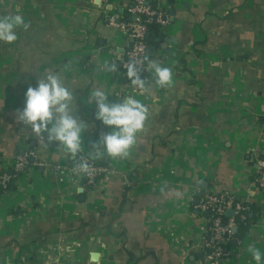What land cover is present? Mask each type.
<instances>
[{"label": "crops", "instance_id": "crops-1", "mask_svg": "<svg viewBox=\"0 0 264 264\" xmlns=\"http://www.w3.org/2000/svg\"><path fill=\"white\" fill-rule=\"evenodd\" d=\"M131 3L0 0V18L24 19L15 41L0 40V172L35 153L0 192V264H256L250 249L264 254V189L253 186L255 157L264 155V0H158L168 23L149 34L158 46L147 45L154 51L145 58L169 67L173 82L158 85L144 62V89L122 71ZM48 74L73 92L85 122L76 157L18 118L27 87ZM97 89L109 103L132 97L148 108L127 156L103 153L99 140L111 129L95 118ZM82 155L113 174L87 184L72 169ZM211 191L259 212L218 262L195 247L206 225L196 206Z\"/></svg>", "mask_w": 264, "mask_h": 264}, {"label": "clouds", "instance_id": "clouds-1", "mask_svg": "<svg viewBox=\"0 0 264 264\" xmlns=\"http://www.w3.org/2000/svg\"><path fill=\"white\" fill-rule=\"evenodd\" d=\"M23 23L24 19L20 15L0 18V40L8 43L15 41L17 35L14 28ZM145 63L149 71L155 74L158 85L167 87L172 84L173 73L169 67L148 61L147 58ZM109 70L115 72L117 65L111 64ZM140 73L141 65L135 61L129 62L127 78L132 85L144 89L145 81ZM92 98L97 108L95 118L111 129L99 140L103 145V153L113 158L127 156L138 141L137 134L145 128L147 106L132 97L109 103L108 94L99 89L92 92ZM73 105V92L63 84L59 74H48L38 80L35 87H27L24 106L17 115L23 124L30 125L38 135L47 133L48 142H59L72 157H76L83 149L85 122L76 115ZM93 148H96L95 143ZM96 154L101 155L99 150ZM78 168L87 172L89 166L82 161ZM250 251L256 264H262L264 254L255 247Z\"/></svg>", "mask_w": 264, "mask_h": 264}, {"label": "built area", "instance_id": "built-area-1", "mask_svg": "<svg viewBox=\"0 0 264 264\" xmlns=\"http://www.w3.org/2000/svg\"><path fill=\"white\" fill-rule=\"evenodd\" d=\"M150 1L132 0L131 6L128 9L132 19L128 23L121 25L122 32L129 41V46L122 60V71L125 76L127 66L131 61H135L138 65H141L142 70L146 57L148 25L152 21H155L162 28L168 23L167 15L162 11L154 9ZM117 19V15H111L107 18V22L109 25H114ZM127 80L132 85L128 78ZM31 158H35L33 150H28L22 155H17L13 159L10 169L4 168L0 172V187L5 188L15 174L25 171L31 165ZM82 161L86 162L89 166L87 172L78 168V165ZM254 162L256 173L253 186L258 189H264V155H256ZM72 169L78 172L84 181L91 186H95L105 176L113 174V170L110 167L99 164L91 155L79 157ZM234 197L229 192L211 191L202 197L196 206L199 214L205 218L206 225L203 231L197 235L195 247L203 249L207 260L218 262L225 257L223 246L231 240L234 228L236 227V220L245 217V211L248 207L244 203L250 202L243 198L235 202ZM228 209L232 210V216L223 221L222 217ZM210 210H212L211 216H205V213Z\"/></svg>", "mask_w": 264, "mask_h": 264}, {"label": "trees", "instance_id": "trees-1", "mask_svg": "<svg viewBox=\"0 0 264 264\" xmlns=\"http://www.w3.org/2000/svg\"><path fill=\"white\" fill-rule=\"evenodd\" d=\"M152 6L154 9H158V0H153L152 2ZM126 15V20L127 21H131L132 17H130L129 19V15L128 13L125 14ZM160 30V25L155 22L152 21L149 25H148V33L151 35H158ZM150 35H148V37H146V42L147 45H154L155 47L158 46V42H156L155 40H151ZM99 164L104 165L102 162H98ZM17 175V174H15ZM15 176H13L12 178H14ZM11 183L9 182L7 184V186L5 188L0 187V192L11 189ZM234 201H240V198L238 197H234ZM244 205H246L248 207V209L245 211V217L243 219H237L236 220V230L233 231V236L231 238V240L225 244L223 246L224 248V254L226 257V253L228 252L230 247L234 246V241H240L243 236L247 233V231L251 228V226L256 222V220L259 218V212H258V208L253 204V203H244ZM212 214V210H210L208 213H205V216H211ZM229 216H227L226 214L223 215L222 219L223 221H226V219ZM208 226V224H207ZM208 236V235H207Z\"/></svg>", "mask_w": 264, "mask_h": 264}, {"label": "water", "instance_id": "water-1", "mask_svg": "<svg viewBox=\"0 0 264 264\" xmlns=\"http://www.w3.org/2000/svg\"><path fill=\"white\" fill-rule=\"evenodd\" d=\"M120 11H121V9H120ZM117 22H118V19H117ZM148 35H149V33L146 34V37H148ZM99 46H100L101 49H99V51H96V53H94V54H97L98 52H103V48L101 47V46H103V42L102 41H100ZM153 51H154V47L153 46H148L146 48V52L149 53V54H152ZM197 203H198V200L196 199L195 200V204H197ZM196 213H198V210H196ZM226 215L227 216H232V210L231 209H228L226 211ZM234 230H236V227L234 228Z\"/></svg>", "mask_w": 264, "mask_h": 264}]
</instances>
